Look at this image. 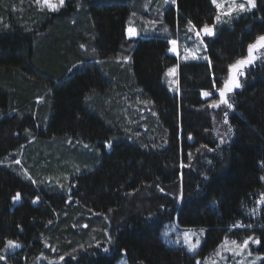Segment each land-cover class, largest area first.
<instances>
[{
    "label": "trees",
    "instance_id": "trees-1",
    "mask_svg": "<svg viewBox=\"0 0 264 264\" xmlns=\"http://www.w3.org/2000/svg\"><path fill=\"white\" fill-rule=\"evenodd\" d=\"M163 2L65 0L51 12L0 0V264H114L122 253L129 264H197L249 235L264 256V58L229 98L228 144L210 107L264 34V0L204 37L209 60L180 63L176 93L163 81L177 63L169 37L189 20L212 24L216 8ZM146 8L171 36H128ZM168 221L203 229L200 248L166 245ZM9 240L21 247L5 251Z\"/></svg>",
    "mask_w": 264,
    "mask_h": 264
},
{
    "label": "rangeland",
    "instance_id": "rangeland-1",
    "mask_svg": "<svg viewBox=\"0 0 264 264\" xmlns=\"http://www.w3.org/2000/svg\"><path fill=\"white\" fill-rule=\"evenodd\" d=\"M51 2L54 4H57V5L59 4V0H51ZM163 4H164V2H163ZM39 6L47 9L42 4ZM140 12H142L141 14L144 16H142L140 14ZM140 12H139V14L132 12L130 19L128 21V24H127V29L130 27L135 29V31H136L135 36L148 35V34L154 33V34H157L160 36L165 35V36L169 37L170 34L168 33V29L165 27V25H163V20L160 19V14L156 15V13H155L156 11H152L150 8H146ZM222 19H227V18L222 17ZM165 29H167L166 32H165ZM179 31H181V32H180V34H175V39H171L172 37H169V41L170 40H176L177 41V45H176L177 52L174 53V52H171L169 50V53L177 58V63L168 68V69H170V68L175 67L177 69L176 74H175V76H172V75L166 76L164 74V78H163V81H164L166 88L171 93L177 92V88H178L177 72H178V66L180 63L207 62L209 60V57H208V60H203V59L193 60L191 58L192 54L198 53L202 57L204 55H207V53L205 51V44L201 45L199 43V40L195 36V34L193 32L188 31V23L185 26H183L181 29H179ZM176 35H177V37L178 36L180 37L178 40H177ZM128 36H129V34H128ZM135 36H129V37L134 38ZM203 39H204V37H203ZM171 47H172V45L169 44V49ZM246 55H247V53H246ZM257 55L259 58L257 59L256 62H258L260 58H264V53H258ZM185 57H187V59H185ZM249 68L250 67L245 68L244 72L246 73ZM168 69L166 70V72L168 71ZM234 74L235 73H233V75ZM229 75H230V73H229V68H228L225 83L229 79ZM244 76L245 75L238 77L240 82ZM236 90H238V89H233L232 92L227 94L226 99L228 101H229L230 96ZM215 109L219 111V114L216 115L214 117V120H213V133H214L215 137L218 139L220 144H223V143L228 144L231 141V132L228 131V129L230 127L228 126V123L227 124L224 123V119H225V112H227L229 114L230 111L227 109L226 105H221L219 108H215ZM222 140L224 141L223 143L221 142ZM17 161H19V163H20L21 159L17 160ZM186 233L188 234L187 240L189 242H191L192 244H195L196 241L199 240V244L197 245L196 250H195V252H196L200 248V246L203 242V239H204V235H205V231L201 228L180 229L175 224V222L168 221L164 224V228L161 231V238H162V241L166 245L182 246L188 252L187 243L185 240V234ZM224 240H223V242H224ZM227 240L229 242L228 247L233 248L234 246L231 245V241L235 240V239L227 238ZM242 241L243 240L237 241V243L240 244V243H242ZM223 242L219 245V247L212 254H210L208 257H206L204 260H202L201 264H236V262L238 260L244 261L245 264H251V261L255 260L257 256L264 257L263 255H258L256 253H254L253 249H254L255 245L249 246L248 251L252 252L251 256H249L247 254V251H245L241 254V256L235 257V256L231 255L229 252L225 251V248L222 246ZM236 250H239V249H236ZM193 253L194 252H192L191 254H193ZM261 261L262 260H257L256 264H259ZM49 263L50 264H53V263L58 264V262L55 263L54 261H50ZM114 264H129V263L126 260L125 254L122 253L115 260Z\"/></svg>",
    "mask_w": 264,
    "mask_h": 264
},
{
    "label": "snow or ice",
    "instance_id": "snow-or-ice-1",
    "mask_svg": "<svg viewBox=\"0 0 264 264\" xmlns=\"http://www.w3.org/2000/svg\"><path fill=\"white\" fill-rule=\"evenodd\" d=\"M36 3L38 5H43L51 12H57L61 7L65 5V0H59V4H54L51 2V0H36ZM212 5L216 8V15L213 18L212 24H204L203 27L197 28L191 20L188 21V31L193 32L197 39L199 40V43L201 45H204L206 42L203 39V37L212 38L216 35L217 29L221 24H226L231 19H235L239 17L240 14H253L255 15V10L258 8V0H211ZM165 5H175L176 0H164ZM227 5V6H226ZM222 17H225L227 19H222ZM167 29H165V32ZM127 33L129 36H135L136 31L134 28H128ZM172 47L169 49L171 52H177V41L176 40H170L168 41ZM205 51L207 49L205 48ZM258 53H264V34L258 35L254 42L250 43L247 46V55L239 60H237L234 64L229 65V79L224 84L222 88L218 90L219 94V101L214 102L210 105L212 108H219L221 105H226L227 109L231 111L233 109V103L229 102L226 99V96L228 93L232 92L233 89H240L242 87L241 82L239 81L238 77L245 75L244 69L253 66L258 57ZM191 58L193 60L196 59H203L208 60V56H200L197 54H192ZM187 59V57H185ZM127 62V58H125V63ZM209 66H211V61H209ZM177 69L175 67L168 69V71L165 73V75H172L175 76ZM233 73H235L233 75ZM201 95L203 97H208L212 95L210 92H202ZM155 115V113H153ZM224 123H228V113L225 112V119ZM229 132L232 131L231 128L228 129ZM189 139H192L191 136H189ZM224 142L223 140L221 141ZM87 147V145L85 146ZM106 148H111V143H106L104 145ZM211 150V149H210ZM15 163H19V161H15ZM184 165L181 164V167ZM262 180H264V177H261ZM20 193H17L15 196H13V201H19L20 200ZM39 200V197L36 199H33L32 203L36 204ZM258 204L264 203V194L261 195L260 200L257 201ZM51 223V221L49 222ZM86 227V226H85ZM234 228H242L245 227V225H242L240 223L234 224ZM246 227L251 228L252 225L249 224ZM188 234H185V240L187 243L188 252L192 253L195 252L197 245L199 244V240L196 241L195 244H192L187 240ZM228 240L227 238L223 242V247L225 248V251L229 252L231 255L235 257L241 256V254L245 251H247V254L249 256L252 255L251 251H248L250 245H256L259 246L261 244V238L249 235L245 239H243L242 243L238 244L236 240L231 241V245L234 246L233 248L228 247ZM21 245L17 242H14L12 240L7 241L5 251L12 250V249H19ZM239 249V250H236ZM105 251H108L105 249ZM61 260L64 259L63 256L60 257ZM5 256L0 255V261H4ZM257 260H264V257L257 256L255 260L251 261V264H256ZM197 264H201V262L198 260ZM236 264H245L244 261L238 260Z\"/></svg>",
    "mask_w": 264,
    "mask_h": 264
}]
</instances>
